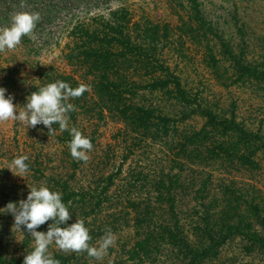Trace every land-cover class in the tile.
<instances>
[{"label": "trees", "instance_id": "1", "mask_svg": "<svg viewBox=\"0 0 264 264\" xmlns=\"http://www.w3.org/2000/svg\"><path fill=\"white\" fill-rule=\"evenodd\" d=\"M130 1L0 0V27L17 11L39 16L0 51V87L23 105L55 80L86 85L67 116L93 145L74 159L68 130L12 121L0 209L44 184L62 194L69 223L84 222L90 246L111 233L99 258L51 244L59 264H264V40L253 44L238 18L253 0H224L220 14L207 0H158L174 22L138 15ZM20 155L22 177L7 169ZM24 231L0 211V264H23L33 247Z\"/></svg>", "mask_w": 264, "mask_h": 264}, {"label": "clouds", "instance_id": "2", "mask_svg": "<svg viewBox=\"0 0 264 264\" xmlns=\"http://www.w3.org/2000/svg\"><path fill=\"white\" fill-rule=\"evenodd\" d=\"M39 16L36 13L17 11L7 26L0 27V51L13 49L21 43L24 36L32 33ZM86 85L71 87L67 82L55 80L35 88L25 97L23 105L14 104V96L7 94V89L0 87V122L15 121L27 129L43 125L48 133H54L58 125L60 130H68L71 136L68 141L70 155L74 159H88L86 153L93 145L90 138L84 136L76 127L69 129L67 113L74 110L70 98L81 96L86 91ZM24 155L14 157L8 164V170L22 177L30 168ZM25 199L9 202L0 209H6L14 218V226H21L33 241L31 251L26 252L23 264H59L48 249L55 244L62 251H86L89 256L99 258L112 243L111 233L101 237L99 248L90 246L91 239L88 229L82 220L72 219L68 206L62 202V194L51 190L44 184L28 187ZM47 223L46 231H38L41 225Z\"/></svg>", "mask_w": 264, "mask_h": 264}, {"label": "rangeland", "instance_id": "3", "mask_svg": "<svg viewBox=\"0 0 264 264\" xmlns=\"http://www.w3.org/2000/svg\"><path fill=\"white\" fill-rule=\"evenodd\" d=\"M158 3V4H157ZM207 10L216 11L217 14L223 12H229L231 3H227L224 0H207ZM131 8L138 15L143 14L146 18L152 21H171L174 22L173 17L169 15V11L166 8V4L158 2V0H131L129 2ZM155 4H157L155 6ZM112 8L116 7L115 2H111ZM238 18L244 20L248 24L249 33L251 34V41L253 44L259 43L261 39L264 40V0H253L252 2H241L238 5ZM224 17V16H223ZM225 18V17H224ZM221 29L227 35L232 33L233 28L229 23L224 24L223 21H219ZM9 59L11 57L7 55ZM20 57V55H19ZM48 55H42L39 60H45ZM3 68L5 66L1 65ZM12 121L0 122V142L5 135H11Z\"/></svg>", "mask_w": 264, "mask_h": 264}]
</instances>
